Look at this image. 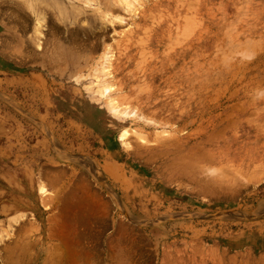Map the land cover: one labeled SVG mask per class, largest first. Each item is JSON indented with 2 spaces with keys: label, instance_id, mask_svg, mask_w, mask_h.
Instances as JSON below:
<instances>
[{
  "label": "rangeland",
  "instance_id": "rangeland-1",
  "mask_svg": "<svg viewBox=\"0 0 264 264\" xmlns=\"http://www.w3.org/2000/svg\"><path fill=\"white\" fill-rule=\"evenodd\" d=\"M179 1L0 0V264H242L264 0Z\"/></svg>",
  "mask_w": 264,
  "mask_h": 264
},
{
  "label": "crops",
  "instance_id": "crops-1",
  "mask_svg": "<svg viewBox=\"0 0 264 264\" xmlns=\"http://www.w3.org/2000/svg\"><path fill=\"white\" fill-rule=\"evenodd\" d=\"M253 220L243 219L239 225L236 226L235 238L236 243L230 245L233 249V252L236 255L237 260L241 259V263L244 264H260L264 262V220L260 219L257 224H254ZM262 230H261V228ZM240 234L251 235L249 239L239 240ZM261 240L259 242V237ZM240 242V243H239Z\"/></svg>",
  "mask_w": 264,
  "mask_h": 264
},
{
  "label": "bare ground",
  "instance_id": "bare-ground-1",
  "mask_svg": "<svg viewBox=\"0 0 264 264\" xmlns=\"http://www.w3.org/2000/svg\"><path fill=\"white\" fill-rule=\"evenodd\" d=\"M179 2H180V4L183 3V2H181V0H180ZM187 2H188V0H187ZM30 4H31V3H30ZM191 4H192V3H191ZM193 4H194V3H193ZM195 4H196V2H195ZM181 5H182V4H181ZM189 5H190V4H189ZM189 5H188V6H189ZM194 6H195V5H194ZM201 6H202V5H201ZM56 7H57V6H56ZM174 9H175V8H174ZM176 9H177V8H176ZM176 11H177V10H176ZM192 16H193V15H192ZM184 18H186V19H183V20H187L189 17L187 18V17L184 16ZM190 18H191V17H190ZM189 20H190V19H188L187 22H188ZM193 20H195V19H193ZM193 20H192V18H191L190 21H193ZM190 21H189V22H190ZM175 22H176V21H175ZM187 22H186V23L184 22V23L187 24ZM191 23H192V22H191ZM191 23H189V24H191ZM193 23H195V22H193ZM189 24H188V25H189ZM197 24H198V22H197ZM192 25H193V24H192ZM195 25H196V24H195ZM182 26H184V25H182ZM174 27H175V25H174ZM168 29H169V28H168ZM148 30H149V29H148ZM186 34H187V33H186ZM188 35H189V34H188ZM159 36H160V35H159ZM157 37H158V36H157ZM185 37H186V36H185ZM158 38H159V37H158ZM158 38L155 39V40H156V41H155V44H156V45H158V44L160 43V41H161V38H159V39H158ZM168 38H169V37H168ZM138 39H139V38H138ZM181 39H182V38H181ZM162 40H164V39H162ZM179 40H180V39H179ZM182 40H184V39H182ZM151 41H152V40H151ZM177 41H178V40H177ZM250 41H252V40H250ZM164 42H165V41H164ZM175 42H176V41H167V43H166V42H165V43H166V45H168L167 47H170V46H171V48H172V47H173V44H174V45L176 44ZM245 42H246V41H245ZM252 42H253V41H252ZM141 43H142V42H141ZM143 43H144V41H143ZM143 43H142V44H143ZM150 43H151V42H150ZM177 43H178V42H177ZM179 43H180V41H179ZM246 43H248V42H246ZM249 43H250V42H249ZM153 44H154V43H153ZM243 45H244L245 47H248V46H246L244 43H243ZM95 46H96V45H95ZM244 46H243V47H244ZM251 46H252V45H251ZM245 47H244V48H245ZM121 48H122V47H121ZM238 48H239V47H238ZM250 48L252 49V47H250ZM141 49H142V48H141ZM168 49H169V48H168ZM168 49H167V50H168ZM247 49H248V48H247ZM142 50H143V49H142ZM124 51H125V50H124ZM236 53H237V52H236ZM148 54H149V53H148ZM222 54H223V53H222ZM222 54H221V55H222ZM149 55H150V54H149ZM224 55H225V54H224ZM150 56H151V55H150ZM152 57H153V56H152ZM55 59H57V58L55 57ZM144 59H145V57H144ZM222 59H225V58H222ZM139 60H140V59H139ZM141 60H142V58H141ZM135 61H136V60H135ZM142 61H143V60H142ZM143 63H144V62H143ZM141 64H142V62H141ZM134 65H135V64H134ZM138 66H139V65H138ZM136 69H137V68H136ZM173 70H174V69H173ZM140 72H141V71H140ZM173 72H174V71H173ZM109 74H110V73H109ZM191 76H192V75H191ZM194 76H195V75H194ZM174 77H175V76H174ZM176 77H177V76H176ZM171 78H172V77H171ZM201 78H202V77H201ZM204 78H205V77H204ZM204 78H203V79H204ZM186 79H187V78H186ZM177 81H178V80H177ZM186 81H187V89L191 90L192 88H191V85H190V84H191V82H190V77H189ZM198 81H199V80H198ZM202 81H203V80H202ZM195 82H196V81H195ZM196 83H197V82H196ZM187 91H188V90H187ZM181 92H182V91H181ZM174 93H175V92H174ZM182 93H183V92H182ZM191 94H192V93H191ZM171 95H172V94H171ZM108 164H109V163H107V165H108ZM92 166H93V165H92ZM105 166H106V165H105ZM93 170H94V169H93ZM94 172H95V171H94ZM94 172H93V173H94ZM96 172H97V171H96ZM109 173H111V172L109 171ZM40 188L43 189L42 186H41Z\"/></svg>",
  "mask_w": 264,
  "mask_h": 264
}]
</instances>
